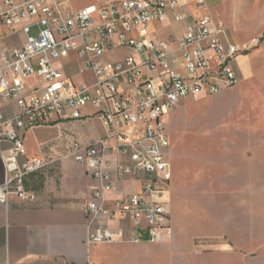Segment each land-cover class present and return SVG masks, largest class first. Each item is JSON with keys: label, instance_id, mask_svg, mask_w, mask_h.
Segmentation results:
<instances>
[{"label": "built area", "instance_id": "obj_1", "mask_svg": "<svg viewBox=\"0 0 264 264\" xmlns=\"http://www.w3.org/2000/svg\"><path fill=\"white\" fill-rule=\"evenodd\" d=\"M184 2L195 4L199 18L183 11L181 0H95L82 9L68 0H0V144L13 145L0 204L8 205L13 195L35 200L26 181L51 165L28 157L30 129L54 117L98 118L105 137L65 146L99 183L86 211L88 244L115 241L124 225L135 242L143 230L151 243L162 242L171 229L164 199L172 179L165 117L187 98L238 85L239 58L262 43L255 38L238 44L207 0ZM171 12L175 22L186 23L185 31L178 38H153L150 25L169 23ZM121 49L123 57L117 55ZM71 64L95 80L75 85L66 76ZM130 179L141 190L109 207L107 194Z\"/></svg>", "mask_w": 264, "mask_h": 264}, {"label": "crops", "instance_id": "obj_2", "mask_svg": "<svg viewBox=\"0 0 264 264\" xmlns=\"http://www.w3.org/2000/svg\"><path fill=\"white\" fill-rule=\"evenodd\" d=\"M207 1L215 19L220 23L229 7L235 8L242 2ZM94 3L95 1L90 2L80 9ZM181 3L183 11L190 13L191 18H199L201 12L194 3L186 4L184 0H181ZM185 29L186 23L175 22L173 12L170 13L169 23L150 25L152 37L163 40L178 38ZM5 44L12 46L9 40ZM74 65L76 64L69 66ZM236 69L241 82L254 77L264 78V47L262 55L257 59H252L250 55L241 56ZM66 76L75 85L95 80L93 75L90 81L83 78L84 75L67 73ZM106 135L107 129L98 118L73 120L58 117H54L48 124L30 129L25 134L28 157L45 159L51 165L32 174L26 181L27 189L36 196L35 200H24L13 195L8 205L0 204V264H149L143 254L148 250L151 255L154 249L152 251L144 245L151 243L145 230L140 234V242L132 240L131 228L124 225L116 230L115 241L98 245L88 244L86 211L99 183L84 165L77 163L67 154L65 146L76 141L89 145ZM254 138L252 135L239 138L240 142L252 146L250 149L245 148L243 154L241 149L238 153L235 150L233 154L234 167L243 164L246 169V159L250 158L246 169L248 172H242L245 176L247 173L250 176L261 171L264 173V164L258 167L255 161L253 162L257 154ZM12 150L11 143L0 144V184L5 181L6 159L11 157ZM111 159L114 160V156L111 155ZM23 161L24 158H21L20 162ZM235 172L237 174L233 175V183L226 182L223 185L238 190L235 185H240V177L239 173ZM140 190L141 184L138 180L123 181L115 192L107 194L108 206L111 207L115 200ZM164 199L170 206L169 191L165 193ZM222 221L224 225L231 223L233 226L219 228L214 235L206 239L207 243L201 245L200 253L206 258L205 264H210L211 261L213 264H220L222 258L225 264H234L237 259L239 263L241 255L245 258L255 255L256 230L254 232L250 226L248 234L241 233L238 217H226ZM172 234L171 225V229L165 232L162 243L171 241ZM175 264L188 263L180 259V262Z\"/></svg>", "mask_w": 264, "mask_h": 264}, {"label": "rangeland", "instance_id": "obj_3", "mask_svg": "<svg viewBox=\"0 0 264 264\" xmlns=\"http://www.w3.org/2000/svg\"><path fill=\"white\" fill-rule=\"evenodd\" d=\"M69 1L73 9H80L95 0ZM241 1L227 9L221 24L240 45L262 38L261 45L248 53L257 59L264 47V0ZM125 53L121 49L117 55ZM110 57L115 59L116 54ZM66 72L80 75L76 65L68 66ZM83 78L90 81L91 74ZM165 122L170 138L172 179L167 191L173 234L171 241L144 244L154 249L151 255L148 250L144 252L145 261L175 264L181 259L188 264H205L201 245L219 228L233 226L224 225L222 219L238 217L241 233L248 234L250 226L256 230L257 249L255 255H241L239 263L237 259L234 264H264V173L242 175L248 169V157L246 169L243 164L240 168L233 166L235 150L242 153L252 146L239 140L249 135L255 137L257 154L253 162L258 167L264 164V78H250L217 95L187 98L165 117ZM235 171L240 177V185H235L238 190L223 185L233 183ZM222 260L220 264H225Z\"/></svg>", "mask_w": 264, "mask_h": 264}]
</instances>
